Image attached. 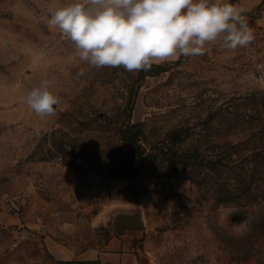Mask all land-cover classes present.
Returning a JSON list of instances; mask_svg holds the SVG:
<instances>
[{"label": "rangeland", "instance_id": "374dc122", "mask_svg": "<svg viewBox=\"0 0 264 264\" xmlns=\"http://www.w3.org/2000/svg\"><path fill=\"white\" fill-rule=\"evenodd\" d=\"M74 2L0 0V264L77 261L110 237V205L141 215L145 264H264V0H232L249 9L248 48L217 41L131 73L90 68L49 29L50 9ZM45 78L62 104L42 121L24 98ZM130 107L147 146L171 137L186 158L116 195L107 172Z\"/></svg>", "mask_w": 264, "mask_h": 264}, {"label": "clouds", "instance_id": "9594fccd", "mask_svg": "<svg viewBox=\"0 0 264 264\" xmlns=\"http://www.w3.org/2000/svg\"><path fill=\"white\" fill-rule=\"evenodd\" d=\"M248 11L232 0H75L50 9L47 25L72 42L79 61L90 68L147 72L181 56H203L217 41L233 54L248 48L255 39ZM55 84L42 79L24 98L42 121L56 116L62 104Z\"/></svg>", "mask_w": 264, "mask_h": 264}, {"label": "trees", "instance_id": "16d2710c", "mask_svg": "<svg viewBox=\"0 0 264 264\" xmlns=\"http://www.w3.org/2000/svg\"><path fill=\"white\" fill-rule=\"evenodd\" d=\"M161 69V68H159ZM159 73V72H158ZM133 108L129 109L128 125L120 129L121 146L113 154L110 161V168L107 172V179L133 181L140 178L146 169L162 161L171 166L183 164L185 153L178 150L170 143L171 137H167L163 142L147 146L143 142L144 124L132 123L131 113ZM178 134L175 131L173 135ZM174 136V137H175ZM62 264H100L99 261H71L62 262Z\"/></svg>", "mask_w": 264, "mask_h": 264}, {"label": "crops", "instance_id": "0c3cea01", "mask_svg": "<svg viewBox=\"0 0 264 264\" xmlns=\"http://www.w3.org/2000/svg\"><path fill=\"white\" fill-rule=\"evenodd\" d=\"M125 181H110V190L115 188L116 195L120 194L125 188ZM108 208V210L112 211L109 213V219L105 221L106 223L103 224L100 221V218L104 216L95 217L93 222H99L105 227L111 223L110 237L102 245L79 253L76 260L82 262L99 261L100 264H145L139 252V247L135 246L137 240L142 236L141 228L143 226L139 228H116L113 224V218L116 214H133L134 212L115 205H110Z\"/></svg>", "mask_w": 264, "mask_h": 264}, {"label": "water", "instance_id": "95a60500", "mask_svg": "<svg viewBox=\"0 0 264 264\" xmlns=\"http://www.w3.org/2000/svg\"><path fill=\"white\" fill-rule=\"evenodd\" d=\"M116 228H139L143 226L141 215L137 212L133 214L118 213L113 218Z\"/></svg>", "mask_w": 264, "mask_h": 264}]
</instances>
